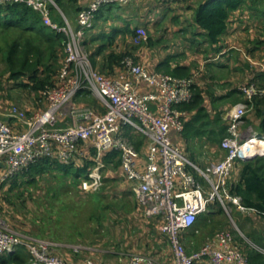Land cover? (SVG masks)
Wrapping results in <instances>:
<instances>
[{"label":"built area","instance_id":"built-area-1","mask_svg":"<svg viewBox=\"0 0 264 264\" xmlns=\"http://www.w3.org/2000/svg\"><path fill=\"white\" fill-rule=\"evenodd\" d=\"M131 1L134 0H89L72 21L54 0H0L2 4L29 5L46 25L65 36V57L57 83L41 93L45 107L30 117L18 107H11L13 116L29 121L27 130L15 132L0 119V185L40 157L56 156L63 162L73 160L79 142L89 139L96 151L93 165L80 182L81 188L85 191L100 188L105 168L102 155L117 150L120 167L131 184L134 198L145 204L146 215L158 220V232L169 240L171 261L154 255H138L126 264H253L230 230L216 232L201 247L190 251L184 246L183 234L211 203H218L226 212L234 206L239 212L254 213L252 208L241 205L238 195L230 193L229 177L236 159L264 156V135L254 130L242 133L240 129L249 109L248 102L264 97V85L255 81L239 85L244 101L226 111V135L220 143L225 150L224 157L197 167L180 148L186 113L177 108L192 99L197 73L179 78L149 71L126 56L121 61L120 72L109 77L94 67L85 49V39L95 26L98 10L106 4ZM52 9L61 17V23L52 20ZM136 33L137 39H146L144 28H138ZM141 83L146 84V90H139ZM80 91L95 97L103 111L89 105H74ZM66 114L71 124L57 128L60 118ZM127 128L144 138L146 160L142 166L137 160L138 152L126 135ZM19 246L25 247L31 256L24 264H75L65 260L50 240H24L0 216V256L13 254ZM258 250L264 254V249Z\"/></svg>","mask_w":264,"mask_h":264},{"label":"crops","instance_id":"crops-1","mask_svg":"<svg viewBox=\"0 0 264 264\" xmlns=\"http://www.w3.org/2000/svg\"><path fill=\"white\" fill-rule=\"evenodd\" d=\"M88 1L77 0L75 6L82 7ZM204 1L178 0L168 3L167 0H134L128 4L104 6L96 17L94 28L87 33L85 49L87 52H95L112 41L100 55H94L97 69L103 65V54L110 50L129 51L133 60L149 71H159L156 68L165 59L169 60L171 67L186 66L191 74L197 73V83L204 85L201 94L208 112L212 117L219 113L220 118L227 122L226 111L234 104L244 101L243 96L231 93L224 100L215 102L211 101V97L224 95L256 75L264 74V0H246L232 12L226 30L216 45H209L205 41L204 31L195 25L193 19L194 9ZM53 13L55 16L56 12ZM75 17L76 13L67 15L72 21ZM138 28L146 29L148 38L152 40L149 45L146 42H142V46L132 44L137 39ZM119 69L114 68L112 73L105 74L115 77L120 72ZM214 80L218 81V87ZM138 88L146 90L147 86L141 83ZM84 97L91 98L93 104L90 105L86 98L83 101ZM28 98L23 108L18 107L27 117L40 112L46 105L41 101V96L31 95ZM5 101V97H0V119L8 123L15 132L27 130L29 121L13 116L11 101L7 103L10 104L9 107L4 104ZM73 104L90 105L97 111H103L97 99L90 94L76 95ZM248 105L249 109L240 129L242 133L250 130L258 132L261 116L255 113L252 104L248 102ZM259 109L263 115L264 108ZM70 124V117L66 114L60 118L57 128H66ZM212 129L208 127L209 134L187 136L180 143L182 151L197 167L217 162L225 155V150L220 145L225 135L215 141L211 135ZM137 133L135 135L132 130L129 131L131 142L138 152V163L142 166L146 160L145 141ZM95 151L91 140L84 139L77 145L73 166L67 170L54 171L48 165L45 173L36 176L33 185H27L25 189L12 185L11 192L14 190L15 193L19 189L18 198L27 194V201L24 200L31 214L27 215L23 226L12 224V228L0 213L2 221L24 240L34 242L46 238L52 241L56 245V251L65 260L75 264H88L87 260L91 262L89 264H126L138 255L161 256L163 260L171 261L167 236L158 232V220L146 215L145 204L134 198L131 184L126 180L117 157L111 152L102 155L105 168L100 188L96 191L81 188L83 177H77V174L85 163L93 162ZM240 168L241 163L235 162L229 177L231 183L238 180ZM34 190L41 202L36 201ZM220 213L219 206L211 204L206 212L198 216L194 227L198 225L209 234L208 226L220 217ZM234 213L235 219L231 220L235 226L244 232L245 238L256 249H264L263 218L255 213L247 214L237 210ZM82 222L84 226H89L88 223L92 222L97 228L91 233L85 230L83 232ZM18 252L27 256L25 263L31 260L25 247L19 246L14 253Z\"/></svg>","mask_w":264,"mask_h":264},{"label":"trees","instance_id":"trees-1","mask_svg":"<svg viewBox=\"0 0 264 264\" xmlns=\"http://www.w3.org/2000/svg\"><path fill=\"white\" fill-rule=\"evenodd\" d=\"M76 1L77 0H57L56 2L62 13L67 17L69 14H77L80 10L81 7L75 6L77 3ZM167 1L168 3H175L178 0ZM245 1L246 0H205L196 6L193 19L195 25L204 31V39L209 45H216L219 42L221 35L226 30L230 14L236 11ZM115 4L119 3L106 4L104 6ZM102 7L98 10L97 16ZM53 10L54 9H52V13L56 12ZM53 15L54 13L52 14V20L61 23V17L58 13L56 12L55 16ZM56 15L58 17H56ZM132 34L135 35V33ZM64 38V34L46 25L42 21L40 14L29 5L24 3H0V61L4 63L5 72L8 75V79L13 81L12 84L17 87H22L27 91L29 96L33 95L39 97L45 88L56 85L57 75L65 57L63 45ZM151 41V38L146 37L143 42L149 45ZM111 43L112 41L110 40L108 44L104 45L102 48L99 47L95 52L88 51L90 59L96 69L97 65L94 55H100L103 49L107 45H111ZM103 55V65L101 64V68L97 69L102 74L112 73L114 68L119 69L122 59L126 56L132 58L129 51L110 50ZM156 69L179 78L189 77L191 75L186 66L178 65L171 67L168 59L160 62ZM253 80H259L261 84L264 85V74L262 73L259 76L256 75L253 79L245 81L244 83ZM203 87L204 85L199 83L195 84L192 99L189 102H184L177 106V108L183 110L187 115L184 120L182 138L185 139L190 135L209 134V127L210 129L213 128L211 130V135L216 139L214 140L217 141L220 140L222 135H226L227 122H224L220 118L219 113H216V115L212 117L210 112H208L203 104V97L201 94L203 92ZM231 93H238L242 97V93L237 88L221 96L213 97L210 93L212 95L211 101L224 100ZM79 94L87 95L89 93L87 91H80L77 95ZM250 104L255 107V113L261 116L258 133L264 135V114L261 115V110L259 109V107L264 108V97H256ZM245 117L246 115L244 119ZM129 131H131V129L127 128L126 135L131 141L132 136L129 134ZM139 135L142 136L141 134ZM110 152L113 156L117 157L120 162L119 152L117 150H112ZM73 161L74 159L63 162L56 156L40 157L33 163H30L27 168L21 170L13 178L3 183L7 188H3V185L1 188L10 192L14 186L24 187L25 189L27 185L30 186L35 183L37 175L45 173L48 165L49 168L54 171L67 170L68 167L73 166ZM235 162H240L241 168L238 180L234 183L230 182L229 184L230 193L238 195L241 205L252 208L254 213L264 220V156H257L245 160L236 159ZM90 165L92 166L93 162L85 163L81 171L79 170L80 172L77 174V177L80 176L85 178L87 172L91 168ZM194 174L198 176L195 172ZM211 204H217L219 209H222L218 203ZM211 204L208 206V209ZM192 228L188 231H191ZM250 241L256 243L252 239H250ZM239 245L242 246V249L251 263L264 264V254L259 252L253 245L245 243L243 240ZM26 257L25 253L22 254L20 252L13 253L9 256H0V264H11L13 262L24 264L27 260Z\"/></svg>","mask_w":264,"mask_h":264},{"label":"rangeland","instance_id":"rangeland-1","mask_svg":"<svg viewBox=\"0 0 264 264\" xmlns=\"http://www.w3.org/2000/svg\"><path fill=\"white\" fill-rule=\"evenodd\" d=\"M144 30L146 33V37H148V33H147L146 29H144ZM144 40L145 39H141V40L136 39V40L132 41V44L135 46H142L143 44H141V43ZM198 78H199V76H198ZM12 82L13 81L8 79V75L5 72L4 63L2 61H0V97L1 98L5 97L6 101L4 102V104H6V106H8V107L10 104L7 105V103H9L11 101L13 106L23 108L24 103L29 99L28 98L29 95H28L26 90H24L22 87L14 86L12 84ZM217 82L218 81L214 80V83L217 84ZM255 82H257L258 84L259 83L261 84V81H259V80H255ZM218 86H219V84H217V87ZM85 98L88 101V103H90V105L93 104V102H92L93 100L91 98L84 97L83 101L85 100ZM2 185H0V213H1L2 217L6 220L7 223H9V225L11 224L12 228H14V226L12 224H14L16 226H18L20 224V226H23L27 215L31 214L29 211L30 208L28 206H26V204H27L26 198H28L27 194H25L21 198H18L17 194L19 193V189H17L15 193H14V190L12 192L5 191L1 188ZM3 188H7V187L4 186ZM33 194L35 195V197L38 196L37 192L35 190L33 191ZM34 195H32V196H34ZM28 201H29V199H28ZM36 201L41 202L40 197H37ZM234 209L237 210L234 206H231V208H229V210L227 212L225 210L221 209V213L219 214L220 217L218 219L212 221V223L208 226L209 230H210L209 234H208L207 230H205V231L201 230V227L198 225H196V227L193 226L191 231H187L186 233H184L183 234V243H184V246L186 247V249L188 251L193 250V249H198V247H201L205 241L210 239L216 232L221 231V230H230L233 233L235 240L237 239L236 241L238 244L242 240L245 243L250 244L249 240H247L245 238L246 235L245 236L243 235L244 232H241L231 220V218L235 219V213H234L235 210ZM37 214H39V213H37ZM223 220L225 222H223ZM81 225H82L83 232L85 230L86 232L91 233L95 230V228H97L94 226V224L92 222L88 223V225L90 226V229H89V226H87V225L84 226V222H82ZM208 227H207V229H208ZM159 259L163 260V258L161 256ZM204 264H207V263H204Z\"/></svg>","mask_w":264,"mask_h":264},{"label":"water","instance_id":"water-1","mask_svg":"<svg viewBox=\"0 0 264 264\" xmlns=\"http://www.w3.org/2000/svg\"><path fill=\"white\" fill-rule=\"evenodd\" d=\"M251 158H254V156H252V157H247V158H245V159H251ZM2 164L0 163V166H1Z\"/></svg>","mask_w":264,"mask_h":264},{"label":"bare ground","instance_id":"bare-ground-1","mask_svg":"<svg viewBox=\"0 0 264 264\" xmlns=\"http://www.w3.org/2000/svg\"><path fill=\"white\" fill-rule=\"evenodd\" d=\"M255 141H257V140H253V142H255ZM258 142V141H257Z\"/></svg>","mask_w":264,"mask_h":264}]
</instances>
